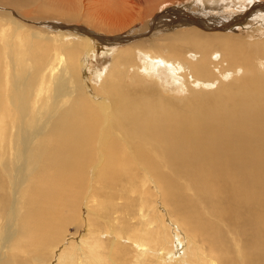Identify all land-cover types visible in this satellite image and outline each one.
I'll return each mask as SVG.
<instances>
[{
    "label": "bare ground",
    "instance_id": "obj_1",
    "mask_svg": "<svg viewBox=\"0 0 264 264\" xmlns=\"http://www.w3.org/2000/svg\"><path fill=\"white\" fill-rule=\"evenodd\" d=\"M15 1L33 12L43 6L41 13L57 20L0 8V264H12L10 256L21 246L25 254L31 244L41 251L51 242L56 264H128L127 251L118 253L120 242L156 264H264V46L207 37L203 31H216V26L209 27L200 15L190 31L153 41L150 53L143 43L134 45L145 55L146 66L139 67L145 78H130L133 66L129 69L123 55L108 76L98 78L102 84L95 94L86 84L89 56L101 47L136 42L133 33L157 34L158 24L142 25L128 38L115 34L122 29L121 19L103 18L100 28L109 33L99 34L67 23H81L84 16L67 12L55 0ZM192 1L200 9L195 13L208 8L215 16L241 4L264 10L263 0ZM119 6L108 11L125 19ZM245 19L246 13L221 21V30H233ZM69 38L70 48L64 42ZM211 42L221 52L209 53ZM168 69L187 78L182 91L191 94L190 105L178 106L164 96L179 95L173 92L180 87L173 88L175 82H162L170 91L153 82L158 79L152 71L159 75ZM230 69L233 74H227ZM213 77L221 82L217 89L198 90L209 87ZM173 155H179L187 184L199 186L193 191L199 192L196 199L204 211L203 234L195 223L187 226L175 216L182 204L167 176L175 165ZM123 175L128 186L122 188L142 199L139 209L147 220L140 217L125 237L126 228L116 223L107 222L105 231L85 219L86 234L79 241H63L66 218L90 211L95 185L117 186ZM117 177L121 180L114 183ZM104 233L112 236L111 245ZM247 238L253 245L241 243Z\"/></svg>",
    "mask_w": 264,
    "mask_h": 264
},
{
    "label": "rangeland",
    "instance_id": "obj_2",
    "mask_svg": "<svg viewBox=\"0 0 264 264\" xmlns=\"http://www.w3.org/2000/svg\"><path fill=\"white\" fill-rule=\"evenodd\" d=\"M55 1H57V4H58V2H60L61 5L66 7L65 10L67 12L71 11V13H72V10H75V11L78 10L79 14L81 16H84V18H81V21L83 20L81 23L75 22V21H72V22L67 21V23L69 22V24H76V25L82 24L85 28L87 27L86 29L89 28L88 30L93 31V32H97L99 34H102V32L104 34L109 33L108 30H104V29L100 28L102 25H104V22L102 21L103 18H110L112 20L113 19H121L119 23H121L120 26H122V29L119 28L117 31H115V34L125 35L124 37H128L126 34H128V35L132 34L133 31H135V30L138 31L140 29V26L145 25V24H149V22H152V21L156 22L158 24V26L160 27L157 31V34L154 33L155 36L154 35L151 36V34H150L151 37L148 34L147 35L145 34L146 36H144V33H140V32H138L136 34L133 33L132 36H138L136 42H134L135 39H132L128 43L122 42V43H120V45L114 46V48L101 47V49H98L96 51V54H94L95 56H93V55L89 56L88 63H87V65H88L87 81L88 82H86V84H88V86L90 87V90L95 94H97V91L102 84L101 80H99L98 78H100L102 75H104L105 77L108 76L114 67L115 59H120L121 57H123V55L127 57L126 62H127V64H129V65H127V66H129V69L131 66H133L130 69V70H132L129 73L130 78L131 77L133 78L135 76V74L137 75V77H138V75H140L141 78L142 77L145 78L147 75L144 72V70L142 69L144 64L146 66L145 55L142 52H138L139 50L135 49L134 45H138L140 43H143L142 46L145 47V49L147 47V49L149 50L151 48L150 45H152L156 40H162L163 37L165 38V37L174 35V34H172V32L176 34V33H186L187 31H190L191 30L190 28H193L192 27V24L194 22L193 18L194 17L198 18V17H200V15L202 17L204 16L203 17L204 19H202V18H200V19L206 20L209 27L216 26L214 28V29H216V31H214L213 29L209 30L211 28L204 30V31L202 30L204 32L203 34H205L207 37L219 38V37L225 36V37H230V38L237 39V40H243L244 42L252 44L253 46H258L259 43L264 46V10L259 9V8L254 9L251 7H250L251 9H249V6H245L242 4L240 6H238L236 9H233L234 11L233 10L230 11V13L226 12V10H222V11H220L222 13V15L215 16V15H217V13H214L215 11H212L208 8L206 9V13L205 12L204 13H201V12L195 13V11L200 10V9L197 8L196 3H194V1H192V0H96V1L95 0H82V1L80 0L82 2V4L78 0H55ZM98 1H99V3H98ZM96 2H97V4H96ZM114 2H117L118 4L120 2V4H122V5L119 4L121 7L118 4H116V7H115V5L113 6V4H115ZM189 2H190V5L192 4L191 6L189 5ZM78 3H80V4H78ZM141 4H144V5H141ZM17 5H18V1H15V0L14 1L0 0V8H3V9L9 8V9H12L15 11H20L21 13L22 12L24 13L26 11H28V12L32 11L31 8H25V6L20 7ZM48 5H50L49 2H48ZM136 5L138 8L136 7ZM140 5L143 6L144 9H140L141 8ZM83 6H85V7H83ZM118 6H119V8H118L119 10H122V8H124V11L126 12L125 13L126 14L125 19L124 18L122 19L121 14H116L114 12L110 13L108 11L110 9L113 10L114 8H117ZM193 6L196 9L192 10L191 7H193ZM36 8H37V6H35V9ZM79 8L81 9V13H80ZM41 9L42 10H40V13L37 11H34V12L32 11V15H33L32 17L38 18L40 16H43V17H46L47 19L49 18L51 20H57V19L53 18L52 16H50L49 14L41 13V11H43V9H45L43 6H41ZM138 9H140V10H138ZM235 10H237V11H235ZM181 11H182V13H180ZM127 12H129V13H127ZM133 13H134L135 17L133 15ZM245 13H246V19L242 24L238 25L233 30H232V28L231 29H223V30H228V31L221 30L222 29V24H221L222 22L228 23L231 20H233L237 17H240L241 15H243ZM155 14H156V17L158 19L156 17H154ZM158 14H160V15H158ZM176 14H178V15L180 14V16H181L180 18L183 17V19H180V18L178 19L177 18L178 15H176ZM188 14L192 15V17L189 18ZM205 15H206V18H205ZM186 16L188 18L185 20ZM230 16H231V19H229ZM77 17H79V16H77ZM60 19H63V17L60 16ZM213 19H214V21H213ZM174 20L176 22H174ZM90 21H92V22H90ZM161 21L163 23L169 22L172 25H170L168 27H163L159 23ZM187 21L190 22V25H186V24H188ZM210 22H213V23L211 24ZM174 23L177 25H175ZM4 24H5V21L4 22L1 21V25H4ZM168 24H166V25H168ZM96 26H98V27H96ZM171 27H172V29L174 27L175 28L173 31L171 30V33H170V31H168V28H171ZM128 28H129V30H128ZM126 29L128 31H126ZM175 29H176V31L178 30L179 32L178 31L176 32ZM121 31H124V33H121ZM161 32H162V34H161ZM167 32H168V34H167ZM216 33H222V34H216ZM128 38H130V37H128ZM143 39H145V40H143ZM72 40H73L72 38L64 40L66 47L70 48L68 42H70ZM148 43H151V44H148ZM215 43L216 42L212 43L209 53L214 52V51H220V50L216 49V48H218L217 46H214ZM123 44H126V45H123ZM131 45H132V47H131ZM102 51H104V53H102ZM150 51H151V49L149 50V53H150ZM134 52H135V54H134ZM135 55H137V56H135ZM217 58H220V56H217ZM141 59H142V61H141ZM187 60H189V59L187 58ZM187 60H185L183 63L185 64V62ZM178 63L180 64L179 60H178ZM139 67H142L141 70L139 69ZM134 68H137L135 72L133 71ZM182 68H184V67H182ZM169 69H170V67H169ZM169 69H168V71L164 70V72L162 74H159V75L157 72L152 71L151 74L152 75L155 74L153 76L156 79H158L159 82H161V83H159L158 80L155 81V79L153 82H155L156 85L159 84L158 86H161V87H158V88L161 90H162V88H165L164 85L162 86V82L164 83L167 80L175 82V83H173V82H170V83L176 84V85H174L173 88L180 86L179 88H177V90L173 91V92L177 93V95L178 94L179 95L175 97V96L170 94L171 92H169V93H165L164 96L171 99L178 106L183 107V106L188 105V104L190 105L191 103L188 102L189 101L188 97L191 94L189 93V91H187L186 93H184L182 91V87L184 89L185 84H188L187 78L186 77L184 78V76L179 75V74L178 75L172 74L171 73L172 71L171 70L169 71ZM137 70L139 71V73H136ZM232 71L233 70L230 69L229 71H227V74H233ZM168 72H170V73H168ZM242 72L243 71H241L240 74H242ZM100 73H102V74H100ZM167 76L169 79L167 78ZM151 78H153V77H151ZM177 78H179V79H177ZM200 80L203 81L202 79H200ZM212 80L214 81V82L211 81L212 83L207 81V84L209 82V84H208L209 87H207L204 90L201 87H198V90L205 92V91H211V90L213 91V90L217 89V86H219L221 82L218 80V78H214V77ZM180 81H182V83ZM204 81L206 82V80H204ZM94 83H95V85H94ZM181 84H182V86H181ZM210 84L212 85V88H211ZM165 89H167V88H165ZM167 90L170 91V89H167ZM180 94H181V96H180ZM175 99H177V100H175ZM171 162L173 164H175L174 167L172 168V170L170 172L168 169H165V170L169 172V174H167V176L170 175L169 176L170 177V180H169L170 183L172 184V182H173L172 185L174 186V188L173 187L172 188L175 191V194H177V197L175 200H178L179 202L181 200V204H182V207L180 205V207L182 209L179 210L175 214V216L178 217L179 220L185 222V224L187 226H191V224L195 223L197 226H199L201 228L199 231L200 234H203L204 233V229H203L204 226L201 224L203 223L202 217L204 216L203 215L204 211H203V208L201 207L200 201L196 199V198H199V192H198V194H196V189H198V191H199V186L195 185L194 188L196 186L197 187L193 191L194 188L190 187V185L187 184L188 183L187 182L188 176L183 174V171L185 170V168L181 164L179 155H173ZM173 170H175V171H173ZM175 172H176L177 177H175V174H174ZM178 174H180V175H178ZM171 176H172V179H171ZM180 176H183L184 178H181ZM124 177H125L124 175L121 177L122 181L119 182V184L117 186L107 187L106 185H102L100 183L95 185V192H97V193L95 195L93 204H91V203L89 204V209L91 212L87 211V210H86L87 211L86 212L85 210L81 209V210H78L77 212H75L73 214L72 219H70V217L66 218V225L64 228L65 233L63 235V237H64L63 241L65 240V241H67V243L73 239H77L79 241L80 238L86 234V230L84 229V226H83V222L85 221V219L86 220L94 219L96 221V223L98 224L97 225L98 228H102L105 231H106L105 226L107 225V222L111 221L113 223H116L117 227L122 226L123 228H126V230L124 232L125 237L128 236V233L131 234L133 232V230H132L133 228H131V227L133 224H137L140 217H142L143 220H147L148 217H146L144 219V214H142L141 210L139 209L141 202H142V199L140 197L137 198V196L134 199L128 189L122 188L124 185L126 187L128 186V184H126V180H125L126 177L125 178ZM179 177H180V179H179ZM118 179L119 178L117 177V179L113 182L117 183ZM119 180H121V179H119ZM201 192L203 193V191H201ZM181 197H183L184 201ZM192 201H194V202H192ZM197 203H199V204H197ZM110 204H112L113 206H111ZM199 206L201 208H199ZM111 207L114 209H111ZM0 214L2 215V213H0ZM79 216L82 217V221L76 220L77 221L76 222L74 217H79ZM97 218H99L100 220ZM2 227H3V224L0 223V229H2ZM119 231L120 230H118L117 232H119ZM103 238L105 240V243H107V245H108L112 239V236H108L107 234L104 233ZM247 240H248V243H251V245H253V242H251V238H247L246 240L242 241L241 243H243L245 245L247 243ZM112 242H113V240L111 241V243ZM57 243H58V241H57ZM111 243H110V245H111ZM52 244L53 243L51 242L49 246L43 245L40 248L41 251H35L34 249H35L36 244H31L32 246L29 245L26 248L25 254L22 253L23 249L21 246L19 248L20 249L19 252H16L10 256L11 263L12 264H38V262L43 261L42 263H45V264H48V263L49 264H56L57 261H56V257L53 256L54 246H52ZM200 244H202V243L200 242ZM122 245H123L122 242H120L118 244V246H119L118 253L121 254L122 251H127L126 258L128 257V264H135L136 263L137 260L134 256H136L139 259V264H143V263L144 264H152V263L156 264L155 261L151 262V260H149V258L147 256H144V255L142 256L139 253H137L135 251V249H133L132 247L126 250ZM250 246H249V248H251ZM131 254H133V255L131 256ZM129 258H130V260H129ZM80 263L84 264L82 262H80ZM117 264H119V263L117 262ZM216 264H220V263L217 262Z\"/></svg>",
    "mask_w": 264,
    "mask_h": 264
}]
</instances>
